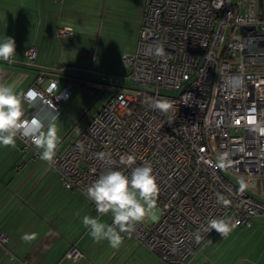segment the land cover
Here are the masks:
<instances>
[{
  "label": "built area",
  "instance_id": "obj_1",
  "mask_svg": "<svg viewBox=\"0 0 264 264\" xmlns=\"http://www.w3.org/2000/svg\"><path fill=\"white\" fill-rule=\"evenodd\" d=\"M142 1L133 49L121 62L131 83L148 93L114 92L50 166L63 187L85 194L107 170L130 175L119 162L123 155H134L137 165L150 163L159 188L156 214L150 224L137 223L130 238L164 264H184L201 246L223 238L207 232L209 219L226 218L243 228L264 217V202L228 176L245 183L264 177V135L247 122L254 115L264 126V17L257 0ZM69 29L60 27L57 35L65 38ZM160 45L163 56L154 54ZM25 55L31 64L34 49ZM43 83L39 77L23 98L33 107L57 111L71 90H57L55 81ZM150 98H169L174 107L161 114L149 108ZM22 118L36 117L24 113ZM17 139L24 149L32 144L30 137ZM102 151L111 154V163L96 159ZM7 240L0 233V244ZM81 256L75 247L65 255L73 262Z\"/></svg>",
  "mask_w": 264,
  "mask_h": 264
},
{
  "label": "crops",
  "instance_id": "obj_2",
  "mask_svg": "<svg viewBox=\"0 0 264 264\" xmlns=\"http://www.w3.org/2000/svg\"><path fill=\"white\" fill-rule=\"evenodd\" d=\"M257 3L264 17V2ZM142 9L138 0H0V42L6 36L16 43L14 62L0 61V83L14 85L22 98L39 77L44 79L43 85L55 81L57 90H71L57 111L33 107L23 98V113L35 116L45 126L58 117L61 143L56 153L72 144L81 127L106 102L83 125L61 131V127H68L69 108L86 97L82 90L88 76L84 78L83 73L90 69V63L93 71L96 69V59H118V26H130L134 20L139 27ZM60 27L72 31L65 38L59 37ZM111 33L115 39H110ZM30 48L34 49L31 64L25 55ZM127 49L119 53L120 59ZM110 66L116 69L115 62ZM115 69L106 74L113 78L116 89L109 97L120 88ZM39 153L33 144L24 149L19 139L14 148L0 146V233L8 239L0 244V264H164L134 238H124L118 248L107 240L94 242L83 217L110 225L111 213L95 214L89 198L63 187L59 172L42 161ZM246 184L251 185L250 194L264 202V177ZM31 233L37 234L34 241L21 239ZM72 247L82 254L75 262L65 257ZM184 264H264V217L255 218L249 227L234 228L212 245L201 246Z\"/></svg>",
  "mask_w": 264,
  "mask_h": 264
},
{
  "label": "clouds",
  "instance_id": "obj_3",
  "mask_svg": "<svg viewBox=\"0 0 264 264\" xmlns=\"http://www.w3.org/2000/svg\"><path fill=\"white\" fill-rule=\"evenodd\" d=\"M149 52L151 53L152 50L150 49ZM154 54L163 56L164 47L157 46ZM15 55V40L5 36L0 42V61L13 63ZM147 103L149 108L164 115L169 114L174 107V102L169 98H150ZM23 114L22 94L15 90L14 85L0 83V146L14 148L18 136L30 137L35 148L40 150L39 158L52 165L56 149L61 143V136L58 134L56 125L58 117H53L45 126L36 118L31 121L24 120ZM247 122L253 130L264 135V126L257 123L254 115ZM77 147L80 151H84L83 144H78ZM95 157L99 161L111 163L110 153L98 152ZM119 162L131 169L130 175L120 170H107L85 190L86 196L94 202L100 215L111 213L112 224L102 223L97 218L87 215L82 219L84 227L89 230L94 242L107 240L113 248H118L123 243L122 233L130 238L135 231V225L152 214L159 192L156 176L153 174L150 163L144 162L137 165L136 157L131 154L121 156ZM246 187L247 184L241 180L240 190L243 191ZM218 202L225 206L228 204L222 196L218 197ZM237 223L226 218H212L208 220L206 230L208 233L215 230L221 237L226 238ZM36 238V233L24 234L21 237L25 242L34 241Z\"/></svg>",
  "mask_w": 264,
  "mask_h": 264
},
{
  "label": "rangeland",
  "instance_id": "obj_4",
  "mask_svg": "<svg viewBox=\"0 0 264 264\" xmlns=\"http://www.w3.org/2000/svg\"><path fill=\"white\" fill-rule=\"evenodd\" d=\"M139 1V5H142V0H138ZM262 2H264V0H262ZM122 12H119V15H122ZM126 26V27H124ZM124 27V29L122 28ZM120 29V30H119ZM137 29L136 28V23L133 20V24H131L130 26L127 25H122V26H118V59H96V64L95 67L96 69L91 68V63H90V69L87 70L86 72L83 73L84 74V78H85V74L86 76H88V81L87 79L85 81H83V86H87L85 87L82 91H84V93H86V97H83V101L81 100H77L76 104L74 103V105H72L69 108L68 111V116L67 118L69 119L68 122V127H61V131L63 133H65L68 129L72 128V131L74 129H76L78 126L83 125L85 120L95 112V110H97L98 108H100V106L102 105V103H104L107 98L109 97L110 93L114 91L115 87L112 86V81L113 78L108 75L107 76V80L106 81H101L100 80V75L101 74H109L108 69L113 70L115 69V67H109V64L111 62H115L116 63V71L118 72V86H120L119 90H123L124 92H126L129 95H136L137 92H134L132 90H129L127 88H137L140 89V87L134 85L131 83V81L129 80V78L127 77L128 73H129V69L128 67L124 66L121 62V53L125 51L127 48L126 52H129L133 49L134 43H135V37H136V33H137ZM112 34V33H111ZM115 39L114 35L112 34L110 36V39ZM117 38V37H116ZM120 53V54H119ZM107 64V65H106ZM78 91H80V88H77ZM94 89V90H93ZM116 90V89H115ZM75 96H73L72 98H74ZM77 99V98H76ZM71 135L69 134L68 136L65 137V143L67 141L70 140ZM229 178H231L232 180H234L235 183H237L240 186V177L234 175V174H228ZM246 192L251 193V185L247 184V187L244 189ZM156 208L153 210V213H156ZM145 223L146 224H150L152 222L151 219V214L145 217ZM152 253V252H151ZM153 255L155 257H157L154 253Z\"/></svg>",
  "mask_w": 264,
  "mask_h": 264
},
{
  "label": "water",
  "instance_id": "obj_5",
  "mask_svg": "<svg viewBox=\"0 0 264 264\" xmlns=\"http://www.w3.org/2000/svg\"><path fill=\"white\" fill-rule=\"evenodd\" d=\"M251 30H254V29L251 28ZM127 89L132 90V91L137 92V93H148V91H146V90L137 89V88H127Z\"/></svg>",
  "mask_w": 264,
  "mask_h": 264
},
{
  "label": "snow or ice",
  "instance_id": "obj_6",
  "mask_svg": "<svg viewBox=\"0 0 264 264\" xmlns=\"http://www.w3.org/2000/svg\"><path fill=\"white\" fill-rule=\"evenodd\" d=\"M237 123H239V121H237Z\"/></svg>",
  "mask_w": 264,
  "mask_h": 264
},
{
  "label": "trees",
  "instance_id": "obj_7",
  "mask_svg": "<svg viewBox=\"0 0 264 264\" xmlns=\"http://www.w3.org/2000/svg\"><path fill=\"white\" fill-rule=\"evenodd\" d=\"M259 4V3H258ZM260 9V8H259Z\"/></svg>",
  "mask_w": 264,
  "mask_h": 264
}]
</instances>
